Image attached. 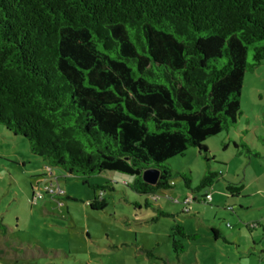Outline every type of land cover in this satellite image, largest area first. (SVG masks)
<instances>
[{
    "label": "trees",
    "instance_id": "1",
    "mask_svg": "<svg viewBox=\"0 0 264 264\" xmlns=\"http://www.w3.org/2000/svg\"><path fill=\"white\" fill-rule=\"evenodd\" d=\"M263 64L264 0H0V125L87 185L110 172L151 200L172 189L165 162L189 148L205 156L204 141L233 129L243 76ZM150 168L154 186L141 179ZM221 175L207 165L192 188L177 174L190 202H206L194 193ZM89 187L100 196L88 208L105 209L111 185ZM242 189L225 185L231 197ZM171 232L176 257L199 239Z\"/></svg>",
    "mask_w": 264,
    "mask_h": 264
},
{
    "label": "rangeland",
    "instance_id": "2",
    "mask_svg": "<svg viewBox=\"0 0 264 264\" xmlns=\"http://www.w3.org/2000/svg\"><path fill=\"white\" fill-rule=\"evenodd\" d=\"M239 109L233 129L204 141L205 156L189 148L165 162L173 186L154 200L133 193L116 173L88 177L87 185L48 169L25 139L0 125V264H264V64L244 74ZM207 165L222 175L193 196L208 194L209 201L185 204L191 193L177 174H189L195 188ZM106 182L107 206L90 210L87 202L99 194L89 186ZM227 183L244 189L231 198ZM158 211L172 217H157ZM174 224L199 235L182 240L178 257ZM211 228L225 240L213 239Z\"/></svg>",
    "mask_w": 264,
    "mask_h": 264
},
{
    "label": "water",
    "instance_id": "3",
    "mask_svg": "<svg viewBox=\"0 0 264 264\" xmlns=\"http://www.w3.org/2000/svg\"><path fill=\"white\" fill-rule=\"evenodd\" d=\"M158 177L159 172L154 168L146 169L141 174L142 181L151 186H154L157 183Z\"/></svg>",
    "mask_w": 264,
    "mask_h": 264
},
{
    "label": "built area",
    "instance_id": "4",
    "mask_svg": "<svg viewBox=\"0 0 264 264\" xmlns=\"http://www.w3.org/2000/svg\"><path fill=\"white\" fill-rule=\"evenodd\" d=\"M46 193H47V194H52V191H51L50 189H48V190H46ZM99 196H100V194H99ZM37 197L39 198L40 195L38 194ZM209 199H210V196L207 195L206 198H205V200H206V201H209ZM189 200H190V198H186V200L184 201V203H185V204H188ZM250 226H251L252 228H255V227L257 226V223H251Z\"/></svg>",
    "mask_w": 264,
    "mask_h": 264
},
{
    "label": "crops",
    "instance_id": "5",
    "mask_svg": "<svg viewBox=\"0 0 264 264\" xmlns=\"http://www.w3.org/2000/svg\"><path fill=\"white\" fill-rule=\"evenodd\" d=\"M45 164H46V163H45ZM46 166H47V165H46ZM48 169H49V167H48ZM123 180H124V183L127 181V179H123ZM243 189H244V187H243ZM243 189H242V190H243ZM239 194H241V192H240ZM238 196H239V195H238ZM238 196H237V197H238ZM237 197H231V198H237ZM218 233H219V232H218ZM261 253L264 254V249L260 251V254H261ZM262 258H263V257H262Z\"/></svg>",
    "mask_w": 264,
    "mask_h": 264
}]
</instances>
